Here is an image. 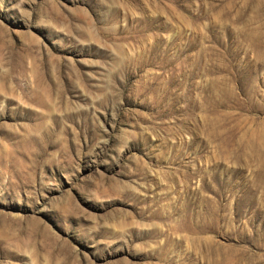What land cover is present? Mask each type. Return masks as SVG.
<instances>
[{
    "label": "rangeland",
    "instance_id": "rangeland-1",
    "mask_svg": "<svg viewBox=\"0 0 264 264\" xmlns=\"http://www.w3.org/2000/svg\"><path fill=\"white\" fill-rule=\"evenodd\" d=\"M0 264H264V0H0Z\"/></svg>",
    "mask_w": 264,
    "mask_h": 264
}]
</instances>
